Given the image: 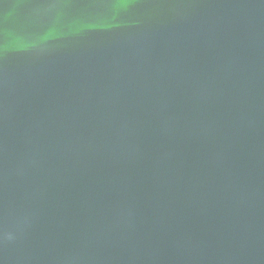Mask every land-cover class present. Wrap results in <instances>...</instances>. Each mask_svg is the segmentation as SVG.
<instances>
[{
    "label": "water",
    "instance_id": "water-1",
    "mask_svg": "<svg viewBox=\"0 0 264 264\" xmlns=\"http://www.w3.org/2000/svg\"><path fill=\"white\" fill-rule=\"evenodd\" d=\"M0 264H264V0H0Z\"/></svg>",
    "mask_w": 264,
    "mask_h": 264
}]
</instances>
